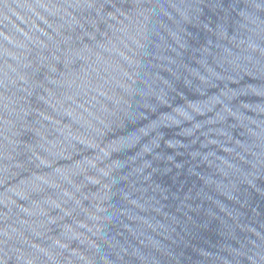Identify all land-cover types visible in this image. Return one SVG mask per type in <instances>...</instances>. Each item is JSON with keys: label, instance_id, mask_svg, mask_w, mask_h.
<instances>
[{"label": "water", "instance_id": "95a60500", "mask_svg": "<svg viewBox=\"0 0 264 264\" xmlns=\"http://www.w3.org/2000/svg\"><path fill=\"white\" fill-rule=\"evenodd\" d=\"M0 264H264V0H0Z\"/></svg>", "mask_w": 264, "mask_h": 264}]
</instances>
